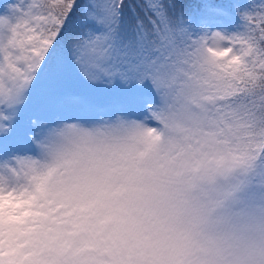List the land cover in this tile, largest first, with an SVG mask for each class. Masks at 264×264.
<instances>
[{
    "label": "clouds",
    "instance_id": "clouds-1",
    "mask_svg": "<svg viewBox=\"0 0 264 264\" xmlns=\"http://www.w3.org/2000/svg\"><path fill=\"white\" fill-rule=\"evenodd\" d=\"M37 147L0 159L3 264H264V121L202 105L69 122Z\"/></svg>",
    "mask_w": 264,
    "mask_h": 264
},
{
    "label": "snow or ice",
    "instance_id": "snow-or-ice-1",
    "mask_svg": "<svg viewBox=\"0 0 264 264\" xmlns=\"http://www.w3.org/2000/svg\"><path fill=\"white\" fill-rule=\"evenodd\" d=\"M202 105L264 121V0H0V159L69 122Z\"/></svg>",
    "mask_w": 264,
    "mask_h": 264
},
{
    "label": "rangeland",
    "instance_id": "rangeland-1",
    "mask_svg": "<svg viewBox=\"0 0 264 264\" xmlns=\"http://www.w3.org/2000/svg\"><path fill=\"white\" fill-rule=\"evenodd\" d=\"M261 170L264 171V159L261 161Z\"/></svg>",
    "mask_w": 264,
    "mask_h": 264
},
{
    "label": "trees",
    "instance_id": "trees-1",
    "mask_svg": "<svg viewBox=\"0 0 264 264\" xmlns=\"http://www.w3.org/2000/svg\"><path fill=\"white\" fill-rule=\"evenodd\" d=\"M262 160H263V159H262ZM262 160H261V161H262Z\"/></svg>",
    "mask_w": 264,
    "mask_h": 264
}]
</instances>
